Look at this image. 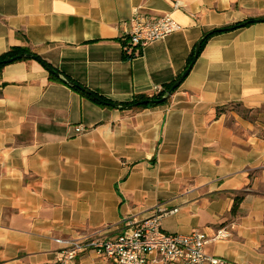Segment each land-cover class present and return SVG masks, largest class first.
Instances as JSON below:
<instances>
[{
    "label": "crops",
    "instance_id": "1",
    "mask_svg": "<svg viewBox=\"0 0 264 264\" xmlns=\"http://www.w3.org/2000/svg\"><path fill=\"white\" fill-rule=\"evenodd\" d=\"M135 9L169 14L180 29L123 60L120 23ZM260 18L264 0H0V54L27 47L122 103L175 79L206 33ZM169 99L102 108L34 60L5 65L0 264H53L56 239L112 238L131 219L172 209L159 220L164 232L226 229L207 255L264 264V22L210 37ZM234 103L246 117L228 109ZM74 264L115 263L87 250Z\"/></svg>",
    "mask_w": 264,
    "mask_h": 264
},
{
    "label": "built area",
    "instance_id": "2",
    "mask_svg": "<svg viewBox=\"0 0 264 264\" xmlns=\"http://www.w3.org/2000/svg\"><path fill=\"white\" fill-rule=\"evenodd\" d=\"M120 27V40L126 43L128 53L134 57L140 56L150 43L180 29L169 14L155 16L140 9L133 10L131 16L120 23ZM159 91L160 87L154 88L155 93ZM81 130L76 128L77 132ZM175 211L176 209L159 211L160 213L138 222L131 219L112 238L87 235L76 240L56 239L63 248L55 253L53 264H74L78 255L87 250L94 251L115 264H225L223 259L207 255L205 247L210 242L229 237L228 230L219 229L213 237L199 231L187 235L166 233L160 228L159 220L164 214Z\"/></svg>",
    "mask_w": 264,
    "mask_h": 264
},
{
    "label": "trees",
    "instance_id": "3",
    "mask_svg": "<svg viewBox=\"0 0 264 264\" xmlns=\"http://www.w3.org/2000/svg\"><path fill=\"white\" fill-rule=\"evenodd\" d=\"M261 19V18H260ZM255 23H260L257 22L256 19H249V20H245L244 22L241 23H237L234 24L230 27H226L223 29H217V30H213L210 31L208 33H206L203 37V41L200 43L199 46V52L202 50V48L204 47V45L206 44V42L208 41V39L216 34H220L223 32H227V31H231V30H235L241 27H247L250 26L252 24ZM121 45H122V59L123 60H131L133 58H135L133 55H131L130 53H128V49H126V43L121 41ZM198 52V54H199ZM20 54H28V55H32L35 59L32 58H27V59H17V60H11L14 57L20 55ZM193 57V50L190 52L187 61H186V66L184 68V70L187 68V66L189 65V63L191 62ZM8 60H11L10 62H6ZM27 60H34L36 62H38L47 72H48V79L51 81H56V82H63V80L66 81H70L66 76H64L63 74L59 73L55 68H53L49 63H47L46 61H44L43 59H41L38 55L34 54L33 52H31L29 50V48L27 47H10L7 51L3 52L0 54V71L1 69L8 64L11 63H15V62H19V61H27ZM53 72L57 73L59 75V77H57L56 75H54ZM183 73V72H182ZM178 74L176 76L175 79H173L172 81L164 84L161 86L160 91L153 93L150 96L147 95H136L132 98L131 101L128 102H122V103H116L113 101H110L108 99H106L103 96H100L96 93H93L91 91H89L88 89L82 87L79 84L74 83L75 85H77V87H71V89L76 92L78 95H80L81 97L85 98L86 100L90 101L91 103L102 107V108H116V109H120V110H124V109H131L134 111H139L142 110L144 108H148V107H152V106H156L159 104H167L169 103V98L163 100L162 102L155 104H138L141 101L147 100V99H151V100H160L162 99L166 93L169 91V89L171 88V86L176 82V80L180 77V75L182 74ZM72 82V81H70ZM64 83V82H63ZM80 88H83L82 90ZM176 89L173 90V92ZM172 92V93H173ZM115 104L116 107H113L112 105ZM228 109L232 110L234 112H236L237 114H239L242 117H246V113L250 112L249 110H245L241 107V105L239 103H234V104H229L228 105ZM223 109L218 110V112H220ZM241 200V197H235L234 199V203L232 205L231 208V214H235L238 208V204Z\"/></svg>",
    "mask_w": 264,
    "mask_h": 264
},
{
    "label": "water",
    "instance_id": "4",
    "mask_svg": "<svg viewBox=\"0 0 264 264\" xmlns=\"http://www.w3.org/2000/svg\"><path fill=\"white\" fill-rule=\"evenodd\" d=\"M257 22H264V18L262 19H256ZM204 37H202L201 39H199V41L196 43L194 49H193V57H192V60L191 62L189 63V65L187 66V68L183 71V73L180 75V77L176 80V82L171 86V88L169 89V91L166 93V95L160 99V100H151V99H147V100H144V101H141L139 102L138 104H152V103H155V104H158L160 102H162L163 100L169 98L171 95H172V92L174 89H176L181 81L186 77V75L188 74L191 66L193 65L194 61L196 60V57L198 56V52H199V46H200V43L203 41ZM27 58H32V59H35L32 55H28V54H20L16 57H14L13 59L11 60H19V59H27ZM11 60H8L6 62H10ZM52 73L54 75H56L57 77H59V75L55 72L52 71ZM63 82L68 85L69 87H77V85H75L74 83L70 82V81H66V80H63ZM81 90L83 88H80ZM113 107H116L115 104L112 105Z\"/></svg>",
    "mask_w": 264,
    "mask_h": 264
}]
</instances>
